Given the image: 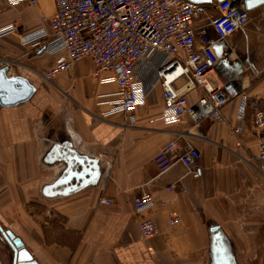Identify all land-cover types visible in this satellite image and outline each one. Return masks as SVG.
Here are the masks:
<instances>
[{
    "label": "crops",
    "instance_id": "crops-1",
    "mask_svg": "<svg viewBox=\"0 0 264 264\" xmlns=\"http://www.w3.org/2000/svg\"><path fill=\"white\" fill-rule=\"evenodd\" d=\"M217 4L201 5L195 24L198 34L215 42L219 77L242 80L248 100L240 146L233 129L241 99L223 107V121L195 123L182 116L166 123L161 80L145 65L140 76L157 82L138 107L137 123L125 125L121 113L98 119L118 98L116 82L96 80L90 57L46 81L38 71L50 69L56 57L21 42L22 34L43 26L42 16L53 15L54 1L12 6L0 0V28H16L0 35V62H17L5 65L8 73L26 76L37 87L27 102L0 105V223L21 237L41 264H211L213 223L229 238L237 264L244 263L242 254L256 253L264 222V176L250 161L260 140L255 113L264 111V3L249 10L247 25L226 39H218L211 25ZM185 92L189 102L202 95L198 88ZM172 140L201 152L196 174L181 161L160 173L154 159ZM71 149L91 165L95 160L96 180L87 175L80 186L83 180L74 174L82 168L68 163ZM172 184L175 189L169 190ZM145 191L158 200L144 214L159 228L150 239L141 237L143 215L135 210V198ZM163 201L168 202L164 207ZM172 213L180 224L170 225ZM11 253L0 233V264H11Z\"/></svg>",
    "mask_w": 264,
    "mask_h": 264
},
{
    "label": "built area",
    "instance_id": "built-area-1",
    "mask_svg": "<svg viewBox=\"0 0 264 264\" xmlns=\"http://www.w3.org/2000/svg\"><path fill=\"white\" fill-rule=\"evenodd\" d=\"M7 1L12 6L37 2ZM53 1L56 10L53 15L40 18L43 26L20 36L24 45H31L36 52L44 48V52L56 57L50 69L38 71L44 80L52 81L58 73L70 70L82 59L90 57L95 65L93 77L100 82L114 81L117 84L118 98L97 118L105 119L113 113H121L124 124L128 126L137 123L138 107L145 103L159 80L164 90L162 118L166 123L177 122L182 116H188L195 123L205 119L223 121V107L239 98V123L233 132L237 145H242L248 97L242 91L241 78L223 80L219 77L216 68L221 58L215 42L206 33H197V4L187 0ZM217 8L219 14L212 19L211 25L218 39H226L250 21L246 0H223L218 2ZM8 33H16L13 24L0 28V35ZM7 64L18 63L10 60L0 62V66ZM142 65L148 66L149 71L153 70L157 78L155 83L153 79L147 81L140 76ZM180 80L185 81L183 86L178 84ZM189 88L202 91L194 102L187 98L185 90ZM255 120L260 134L259 149L250 162L264 176V111L256 110ZM103 154L109 157V154ZM200 158L201 152L197 148L184 149L177 140H172L159 151L154 162L160 173L181 161L190 173L196 174ZM174 189L175 184L169 186V190ZM157 202V197L149 191L135 198V210L143 215L139 224L143 239L159 233L157 223L144 216L158 205ZM167 204L163 201L161 206ZM180 222L178 214L170 215V225Z\"/></svg>",
    "mask_w": 264,
    "mask_h": 264
},
{
    "label": "water",
    "instance_id": "water-1",
    "mask_svg": "<svg viewBox=\"0 0 264 264\" xmlns=\"http://www.w3.org/2000/svg\"><path fill=\"white\" fill-rule=\"evenodd\" d=\"M195 3L201 9V5L211 4L214 2H221L223 0H187ZM249 0H246V8L251 10L257 5L263 4L264 0H252V6H248ZM44 48L39 51L43 53ZM8 66L0 67V105L3 107L15 106L24 102H27L35 94L37 87L26 76L17 74L10 75ZM68 163L71 167L80 166L81 172L77 173L75 170L74 177L77 181L82 179L80 186H84V182L87 175H90V179L97 177L98 167L85 156H79L74 150H69ZM79 172V171H78ZM78 183V182H77ZM60 184L55 183L53 187ZM77 185V184H76ZM78 187V185H77ZM211 231V264H237L236 256L233 251L232 245L226 233L222 229L221 225L213 223L210 226ZM0 233L5 241L10 245L12 253L9 255L11 264H41L32 254V252L26 247L21 237L17 236L11 229L6 228L0 223Z\"/></svg>",
    "mask_w": 264,
    "mask_h": 264
},
{
    "label": "rangeland",
    "instance_id": "rangeland-1",
    "mask_svg": "<svg viewBox=\"0 0 264 264\" xmlns=\"http://www.w3.org/2000/svg\"><path fill=\"white\" fill-rule=\"evenodd\" d=\"M264 216V214L262 215ZM256 253L254 254H242L243 264H264V222L261 226V236L257 242Z\"/></svg>",
    "mask_w": 264,
    "mask_h": 264
},
{
    "label": "snow or ice",
    "instance_id": "snow-or-ice-1",
    "mask_svg": "<svg viewBox=\"0 0 264 264\" xmlns=\"http://www.w3.org/2000/svg\"><path fill=\"white\" fill-rule=\"evenodd\" d=\"M248 6H249V7L252 6V0H249V2H248Z\"/></svg>",
    "mask_w": 264,
    "mask_h": 264
},
{
    "label": "bare ground",
    "instance_id": "bare-ground-1",
    "mask_svg": "<svg viewBox=\"0 0 264 264\" xmlns=\"http://www.w3.org/2000/svg\"><path fill=\"white\" fill-rule=\"evenodd\" d=\"M171 70H169V72H170ZM171 76H172V74H171Z\"/></svg>",
    "mask_w": 264,
    "mask_h": 264
}]
</instances>
